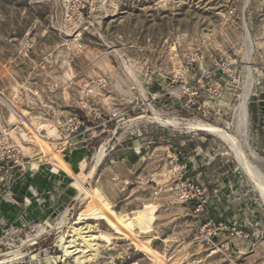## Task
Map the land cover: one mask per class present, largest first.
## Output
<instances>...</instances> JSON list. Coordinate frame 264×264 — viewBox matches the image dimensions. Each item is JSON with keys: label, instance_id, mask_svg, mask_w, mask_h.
Returning a JSON list of instances; mask_svg holds the SVG:
<instances>
[{"label": "rangeland", "instance_id": "obj_1", "mask_svg": "<svg viewBox=\"0 0 264 264\" xmlns=\"http://www.w3.org/2000/svg\"><path fill=\"white\" fill-rule=\"evenodd\" d=\"M79 2L0 0V138L23 142L16 107L34 124V159L76 191L47 219L2 225L0 264H264V198L235 146L192 126L224 127L264 172V0ZM79 7L82 22L68 17ZM58 136L64 156L47 147ZM75 228L97 236L85 253L69 246Z\"/></svg>", "mask_w": 264, "mask_h": 264}, {"label": "crops", "instance_id": "obj_2", "mask_svg": "<svg viewBox=\"0 0 264 264\" xmlns=\"http://www.w3.org/2000/svg\"><path fill=\"white\" fill-rule=\"evenodd\" d=\"M259 100L261 107H264V97ZM260 110L264 117V109ZM85 156V148L67 154L73 163ZM30 162L25 167L17 165L11 171L7 168L0 170V229L7 223L23 227L47 219L51 214L69 208L76 199L72 176L68 172L54 170L36 159ZM70 164L75 171L73 164ZM9 172L12 181L8 179ZM220 243L223 247L229 245V241H220L216 243L218 248Z\"/></svg>", "mask_w": 264, "mask_h": 264}, {"label": "built area", "instance_id": "obj_3", "mask_svg": "<svg viewBox=\"0 0 264 264\" xmlns=\"http://www.w3.org/2000/svg\"><path fill=\"white\" fill-rule=\"evenodd\" d=\"M77 1H80L78 4V6H80V3H82V1H84V0H77ZM83 6H84V4H83ZM78 9L79 10L77 11V14L74 15V13L73 14L69 13L68 17L72 18L73 16H76L82 22L85 14H84V11L82 9H80V7ZM104 81H105V78L102 76L97 79V83L99 85H102L104 83ZM92 91L93 90H92V87L90 85L87 86V88L85 89L86 95L91 94ZM13 110H14V113L16 114V118H17L16 120H12V122H14L13 126H14V129L22 135L23 142L22 141H20V142L10 141L9 142L8 141L9 140L8 134H10V132H7L5 130V134L7 136L0 138V161L8 160V161H12L15 163H22V164L25 163V165H26L27 163H29L30 161H32L34 159V150H35V148H34V124L24 115V113H22L16 107H14ZM81 123H83V121L81 119H77L76 123H74V126H72V124H71V130H76ZM40 134H42V133H40ZM51 136H53V135H51ZM46 137L49 138L50 137L49 134H47ZM69 142H70L69 136H65L64 138H62L61 136H58L56 138V143H57L58 147L53 148L51 146L50 142L48 143L47 147L52 149L53 152H57L58 150H60V153L62 154L63 149L68 145ZM40 152H41V155L45 156L46 158L49 155H51V154H47L46 151L43 150L42 148L40 149ZM43 161H46L47 163H49L52 166V162H51L52 160L51 159H45ZM0 168H1V165H0ZM148 180L154 182L155 178L152 177V178H149ZM0 222L2 223V220H0Z\"/></svg>", "mask_w": 264, "mask_h": 264}, {"label": "bare ground", "instance_id": "obj_4", "mask_svg": "<svg viewBox=\"0 0 264 264\" xmlns=\"http://www.w3.org/2000/svg\"><path fill=\"white\" fill-rule=\"evenodd\" d=\"M128 68L131 71V73H133L132 69L130 67H128ZM249 69H250V67H249ZM133 76L135 77L134 74H133ZM250 89H252V88H250ZM246 91L247 92L244 94L243 100L240 103L239 121H238L239 122L238 130L242 135L247 134L248 129H249V124H250V114H249V108H248V105H249L248 101H249L250 92L248 90H246ZM8 100H9V98H8ZM10 103L12 105L13 102H10ZM10 103H9V105H10ZM13 114L16 118V114L14 113V111H13ZM169 120L173 121L175 123L177 122V120L173 119V118H171ZM192 126H197L198 128H202V129H206V130L215 132V133L219 134L220 137H223L227 141L231 142L236 148V152H237V156H238L239 160L241 161L242 165L244 166V168L246 169L248 174L251 176V178L255 182L256 187L258 188L262 197L264 198V172L256 164L252 163L249 160L250 158L248 159V157L245 155V153L239 148L238 143L235 139L236 137L235 138L233 137L235 135H232V133L229 132L228 130H226L224 127L218 126V125H216L214 123H210V122L198 121L196 123H192ZM101 156L102 155L99 156V159L101 158ZM75 230H76L75 233L78 236L73 237L72 239L68 240L69 246H74V249L72 250L74 253H77V252L85 253L88 250V248H86V246L88 247V246H92L93 244H95L92 241L95 240L97 236L96 235H93V236L89 235V237H87V235H84L81 233V228H75ZM78 239H80V241H78Z\"/></svg>", "mask_w": 264, "mask_h": 264}]
</instances>
